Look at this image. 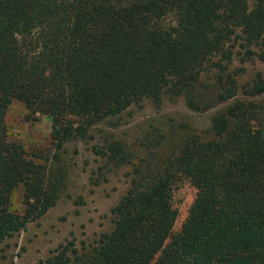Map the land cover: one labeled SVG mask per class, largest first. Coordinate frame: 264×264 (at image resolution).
I'll list each match as a JSON object with an SVG mask.
<instances>
[{"label":"trees","instance_id":"16d2710c","mask_svg":"<svg viewBox=\"0 0 264 264\" xmlns=\"http://www.w3.org/2000/svg\"><path fill=\"white\" fill-rule=\"evenodd\" d=\"M238 56L264 63V0H0V245L57 205L68 143L146 100L184 96L195 112L225 107L160 164L106 139V164L133 165L111 231L38 264H264V75L244 84ZM14 102L52 120V149L10 139ZM181 176L197 197L174 233Z\"/></svg>","mask_w":264,"mask_h":264},{"label":"rangeland","instance_id":"374dc122","mask_svg":"<svg viewBox=\"0 0 264 264\" xmlns=\"http://www.w3.org/2000/svg\"><path fill=\"white\" fill-rule=\"evenodd\" d=\"M238 59L241 56L237 57L235 65H246L245 73L241 75L244 84L259 73L264 75V63L249 60L247 64H241ZM208 82L209 78H202V84ZM258 99L264 101V95ZM224 107L219 105L205 112H195L188 107L184 96L165 95L161 104L146 100L119 117L94 127L87 140L68 143L64 153L68 175L61 199L41 219L0 245V264H38L68 241H74L81 248L95 244L103 233L111 231L112 210L129 187L133 165L106 164V159L96 154L97 147L106 139L122 142L135 155V164L144 159L160 164L176 154L189 133L207 131L212 116ZM7 124L10 139L22 142L30 152L52 149V120L49 117L28 118L24 104L14 102ZM186 124L190 130L182 128ZM22 196L23 191L13 196L14 207L19 209ZM196 197L197 190L191 181L179 177L172 199L178 212L174 233H178L186 222Z\"/></svg>","mask_w":264,"mask_h":264}]
</instances>
